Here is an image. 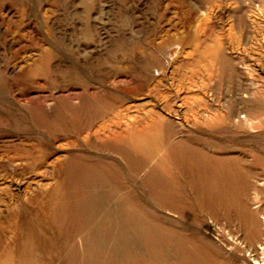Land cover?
<instances>
[{"label": "rangeland", "instance_id": "374dc122", "mask_svg": "<svg viewBox=\"0 0 264 264\" xmlns=\"http://www.w3.org/2000/svg\"><path fill=\"white\" fill-rule=\"evenodd\" d=\"M0 264H264V0H0Z\"/></svg>", "mask_w": 264, "mask_h": 264}]
</instances>
